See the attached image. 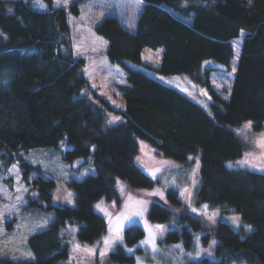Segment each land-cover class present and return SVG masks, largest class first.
I'll list each match as a JSON object with an SVG mask.
<instances>
[{"label": "trees", "instance_id": "1", "mask_svg": "<svg viewBox=\"0 0 264 264\" xmlns=\"http://www.w3.org/2000/svg\"><path fill=\"white\" fill-rule=\"evenodd\" d=\"M34 1L0 0L2 169L18 162L25 185L36 189L35 195L27 193L29 204L45 206L55 215L29 235L34 257L19 263L55 264L67 258L70 245L62 233L66 223L77 226L81 241L98 238L106 221L94 211L93 203L103 197L120 204L116 177L130 187L160 182L135 162L140 138L158 155L179 161L197 156L194 204L231 210L243 222L238 229L220 219L208 224L201 215L181 209L174 213L166 203L153 199L149 218L175 222L165 232L166 241L182 240L190 249L195 232L202 233L203 244L216 239L213 257L203 255L184 264H264V172L227 165L243 155L242 141L231 127L249 119L260 129L264 119V0H143L133 31L115 15L104 16L94 31L107 41L108 60L125 72V83L116 84L124 101L121 110L91 87L83 72L85 59L73 51L68 13H79L77 1L65 8L54 6L53 0H41L47 6L44 9ZM238 36L239 57L225 99L211 85L209 74L218 64L230 66L232 42ZM144 47L160 48L158 72L187 73L205 86L209 109L131 67L130 63L143 62ZM113 110L122 119L108 125L106 114ZM62 141L69 144L64 158L91 154L95 166V172L68 180L73 205L53 203V176L22 155L30 147H56ZM32 172L35 175L30 178ZM166 195L171 203L182 206L175 187L168 186ZM123 235L133 241L142 229L131 223ZM131 261L133 256L117 243L100 264ZM2 263L11 261L0 257Z\"/></svg>", "mask_w": 264, "mask_h": 264}, {"label": "rangeland", "instance_id": "2", "mask_svg": "<svg viewBox=\"0 0 264 264\" xmlns=\"http://www.w3.org/2000/svg\"><path fill=\"white\" fill-rule=\"evenodd\" d=\"M73 1H77L79 13L76 15L68 13V23L74 37V49L76 47L77 51L75 53L86 56L85 60L87 62L84 68V75L91 87L106 98L112 107L121 110L124 107V101L116 84L125 83V72L120 67L115 66V63H111L108 60L104 46L105 43L102 39L100 40L102 36L94 31V26L104 16L115 15L127 29L133 31L143 6V0L139 6L136 5L135 0H69L66 6L63 4L60 6L67 8ZM38 3L43 2L41 0L34 1L35 5ZM53 5L57 6L55 0H53ZM130 24L134 26L129 27ZM96 37L99 39H96ZM240 41L241 36L233 40V50L234 45L237 43L240 48ZM160 53V48L144 47L142 51L143 62L130 63V65L133 68L145 71L147 74L166 84L176 87L201 104L205 109H209V93L205 86L192 81L187 73L162 74L155 69L160 59ZM235 57L236 52L234 50V55L228 68L218 64L219 68L212 70L209 74L210 83L213 88L224 96L228 94L230 89L233 77L232 68L237 61V59L234 60ZM203 93L207 94L204 95ZM113 117H118L119 119L113 120ZM121 119L122 115L113 110L112 112H107L105 123L109 125ZM109 121L112 122L110 123ZM249 121L252 122L247 119L231 127L242 141L243 155L236 160H229L227 165L235 167L244 166L264 172L260 168L239 163L247 159L250 164L264 165V149L256 143L257 139L264 135V119L260 129H255L253 124H251V127L245 128V124ZM68 147L69 144L62 141L56 147H30L22 151V155L31 163L36 161L34 164H38L48 174L53 176L55 180L52 192L53 203L62 202L73 205L75 203L74 192L68 184V180L70 178L80 179L88 173L95 172V166L91 154L77 156L72 159L64 158L63 154ZM245 154L249 155L246 156ZM189 157H192V159L188 158V161L190 160L188 162L158 155L147 141L139 138L135 162L150 176L159 177L160 182L151 187H130L122 178L116 177L115 185L120 196V204L117 205L115 200L107 201L103 197L96 199L93 203L94 211L101 214L106 221L105 231L92 242H85L78 239L76 235L77 226L66 223L62 229V233H64V239L70 245V254L67 258H62L55 264H100L106 260L109 251L101 257L100 250L104 248V237L109 236V216L104 211L95 207L101 201L103 202L102 207L111 215L113 222H115V217L121 213L129 214L137 208L143 210V216L137 217L136 221L132 222L141 227V236L128 242L123 235L125 227L122 230L123 241L121 244L124 246L126 252L133 256V261L116 264H137V258H140L143 264H184L186 260L197 259L203 255L213 257L215 238H210L206 244H203L202 233L195 232L193 236L194 244L189 249L184 246L182 240L166 241L164 239L166 230L175 226V222L172 219L161 222L151 220L148 216L151 201L157 199L166 203L174 213H177L180 209L193 212L192 209L195 208L197 211L193 213L201 215L208 224H213L217 219H220L229 222L235 229L241 227L243 222L238 213L227 209L223 210L222 207H210L206 203L194 204L192 196L198 179V158L197 156ZM13 165H16L15 169H12ZM2 168L3 164L0 160V257L9 259L11 261L10 264H20V259L34 257L27 243L29 235L48 225L55 218V215L53 210L47 209L45 206L29 204L27 193L35 195L36 189H31L25 185L22 180V169L18 162L11 163L4 170ZM9 169H12V171L9 172ZM156 169H159V171H155ZM193 169H196L195 173ZM154 171L155 176L152 175ZM34 175L35 173L32 172L30 178ZM121 185L123 186V190H121ZM168 186H173L177 189L178 198L181 200L182 206L179 207L169 201L166 195V188ZM24 189H27V191H24ZM68 192L72 193V203H68L67 199H65ZM153 192H162L163 197L158 194L150 195ZM189 192L191 193V197H189ZM17 196L22 198V202L17 201ZM130 197L131 199H129ZM136 201H143V204L137 205ZM13 205H15V208L12 207ZM203 205L208 206L206 210L207 215L204 214L205 209L202 207ZM213 213H215L214 222L208 218L213 216ZM234 216L240 218L239 225L233 224L232 217ZM145 221H147L148 225L153 226V230H155L154 226L157 224L165 226L163 234H157L156 247L158 251L154 252L149 245L140 244V241L144 240L147 236ZM129 224L131 223H126V226ZM76 244L81 245L79 250H74ZM177 244L181 245V248L174 247ZM84 246L94 248L96 250L95 253L89 255L84 250ZM129 248L133 249L131 253L127 251ZM197 251H200L199 256L195 255ZM26 252H30L31 256H25L24 253ZM189 253L192 255L189 256Z\"/></svg>", "mask_w": 264, "mask_h": 264}, {"label": "snow or ice", "instance_id": "3", "mask_svg": "<svg viewBox=\"0 0 264 264\" xmlns=\"http://www.w3.org/2000/svg\"><path fill=\"white\" fill-rule=\"evenodd\" d=\"M57 6H60L61 4H63L64 6H66L69 3V0H55ZM249 2H251V0H249ZM135 3L137 6H139L142 3V0H135ZM37 6L41 9L46 8L47 6L43 3H38ZM134 25H129V27H133ZM241 35H243V30H241ZM234 50L236 52V57L234 58L237 59L239 57V44H235L234 45ZM207 63V62H206ZM236 71V67L235 64L233 65L232 68V72ZM229 75H231V73H229ZM162 79V78H161ZM226 82V81H225ZM219 87V85H217ZM204 95H206L207 93H203ZM228 97L225 96V99H227ZM115 119H119L118 117H113V120ZM110 123L112 121H109ZM252 122H247L245 124V128H249L251 127ZM257 145L259 147H261L262 149H264V135H262L260 138L257 139L256 141ZM246 156L249 154H245ZM189 159H192V157H189ZM33 163H36V161H33ZM242 165H248L250 167H257L260 168L261 170H264V165H256V164H250L249 161L247 159L242 160L239 162ZM199 166V162L197 161V167ZM16 165L12 166V169H15ZM12 169H9V172L12 171ZM155 171H159V169H156ZM155 171L152 173L153 176H155ZM196 169H193V172L195 173ZM118 184H120L119 181H117ZM193 183H195V181H193ZM121 190H123V186L121 185ZM24 191H27V189H24ZM187 191V190H185ZM160 195L161 197H163V193L162 192H153L150 193V195ZM71 196L72 193L68 192L67 196L65 197V199H67L68 203H72L71 200ZM189 197H191V193L189 192ZM131 199V197L129 198ZM17 201L22 202V198L17 196ZM103 202H99L95 205V207L97 209H100L101 211H104L106 215L109 216V236L104 237L103 239V243H104V248L102 250H100V255L101 257H103L108 251H110L111 249H113V247L117 244V243H121L123 241V236H122V230L123 228L126 226V223H132L136 221L137 217H142L143 216V210L140 208H137L135 210H133L131 213L129 214H125V213H121L118 216L115 217V222H113L111 215L109 213H107L106 209H104L102 207ZM137 205H142L143 201H136ZM13 208H15V205L12 206ZM205 209V215H207V205H203L202 206ZM193 212H196L197 210L195 208L192 209ZM214 216L215 213H213V216L208 217L210 220H213L214 222ZM239 217L238 216H234L232 217V222L234 225H239ZM250 228V226H245ZM165 226L163 225H155L153 230V226L148 225L147 221H145V229L147 231V236L144 240L140 241L141 245H149L152 250L158 251L157 247H156V239H157V234H163ZM174 247L176 248H181V245L177 244ZM81 248V245L76 244L74 246V250H79ZM84 250L89 254L92 255L95 253V249L94 248H88L87 246H84ZM127 251L129 253H131L133 251V249L129 248L127 249ZM201 251H206V250H201ZM25 256L30 257L31 253L30 252H26L24 253ZM189 256H191L192 254L189 253ZM196 256L200 255V251H197ZM137 264H143V261L140 258H137Z\"/></svg>", "mask_w": 264, "mask_h": 264}, {"label": "crops", "instance_id": "4", "mask_svg": "<svg viewBox=\"0 0 264 264\" xmlns=\"http://www.w3.org/2000/svg\"><path fill=\"white\" fill-rule=\"evenodd\" d=\"M100 37V36H99ZM98 37H96V39H97ZM99 39V38H98ZM102 39V41L105 43V49H106V44H107V41L104 39V38H100V40ZM72 45H73V49H74V46H75V42H74V37L72 36ZM74 51V53L75 52H77L76 51V47H75V49L73 50ZM75 55H77V56H82V57H84V59L86 58V56H84V55H82V54H79V53H75ZM86 60H85V64H84V68H85V66H86ZM115 66H117V67H119L117 64H114ZM84 68H83V72H85V70H84ZM125 76V75H124Z\"/></svg>", "mask_w": 264, "mask_h": 264}]
</instances>
